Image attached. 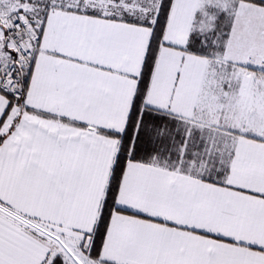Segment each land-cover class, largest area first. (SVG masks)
<instances>
[{
	"label": "snow or ice",
	"instance_id": "1",
	"mask_svg": "<svg viewBox=\"0 0 264 264\" xmlns=\"http://www.w3.org/2000/svg\"><path fill=\"white\" fill-rule=\"evenodd\" d=\"M0 264H264V0H0Z\"/></svg>",
	"mask_w": 264,
	"mask_h": 264
}]
</instances>
